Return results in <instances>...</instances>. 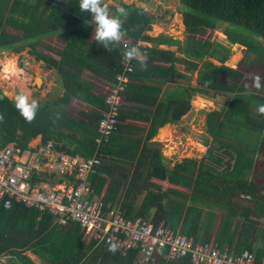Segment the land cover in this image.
<instances>
[{
    "label": "trees",
    "instance_id": "trees-1",
    "mask_svg": "<svg viewBox=\"0 0 264 264\" xmlns=\"http://www.w3.org/2000/svg\"><path fill=\"white\" fill-rule=\"evenodd\" d=\"M180 1L183 25L191 33L200 29L215 30L219 22H228L246 28L254 39L261 37L260 43H251L247 37L230 34L228 27L225 32L230 43L243 46L244 54L252 53L264 69V0ZM118 6L128 11L123 25L127 42H120L108 52L95 40V23L89 13L80 11L79 0H0V49L14 53L27 49L36 61H43L47 69L56 70L63 88L60 95L45 102L38 101L40 108L32 123L19 115L13 99L0 89V96H4L0 100V112L4 115V121L0 122V147L14 141L21 150L30 149V141L40 135L41 143L52 140L54 149L60 152L84 157L96 153L101 161L103 157L114 158L117 165L120 160L128 162L132 167V185L154 176L186 187V191L175 187L162 189L161 185L151 182L135 213L129 203L121 202L119 206L127 219L144 218L154 206L157 208L154 225L162 221L174 231L179 227V233L190 237L196 234V222L203 212L195 203L210 205L213 219L217 201L216 208L222 211V217L217 242L209 243L224 249L225 243L233 242L229 240V233L234 239L239 233L241 240H235V245L240 247L235 253H240L249 247L248 235L264 220V195L249 178L254 171L248 166L254 158L253 153L262 152L264 115L258 113V106L264 104V97L237 82L243 76L239 68L224 64L229 48L206 39H188L183 44L171 36H150L147 33L153 23L150 13L134 4L120 2ZM53 37L63 42L62 48L57 50L58 59L38 50V46L45 45V39ZM133 44L147 49L146 70L140 68L137 60L130 61L131 69L124 67L122 51ZM161 45H176L177 49L173 51ZM177 52L183 56H178ZM155 61L168 63V66L154 64ZM177 63L184 64L186 70L197 71V84H179L166 91L165 84L175 82V77L185 76L176 70ZM124 71L129 80L119 91L123 104L117 111V123L108 141L98 146L97 125L107 106L105 95L88 81V75L98 77L111 88L117 82L116 74ZM223 76L234 81L222 84L220 78ZM211 91L229 94V101L226 108L205 113L206 132L211 137H204L205 154L199 160L184 158L173 166L165 164L161 143L151 141L157 129L165 123H180L181 117L192 107L193 95H209ZM73 98L91 105L92 109L70 114L68 106ZM128 119H142L148 126L133 125L126 122ZM139 130L146 131L144 138L133 137L132 133ZM100 171L102 164L90 177L91 184L97 180L92 188L97 193L104 182ZM107 175L113 185L122 183L118 177ZM32 176L33 185L61 181L54 173L38 172ZM115 190L113 187L111 191ZM237 194L251 197L252 205L246 211L232 203L231 198ZM117 203L113 200L110 204L118 207ZM106 204L104 201V206ZM235 218L239 220L233 225ZM53 221L48 212L15 200L5 208L0 199V256H9L8 261L14 264L15 259L21 264H36L27 252L37 255L42 260L40 264H126L134 256V252L121 256L114 247L94 239L86 245L84 230L78 223L59 226ZM211 231L210 228L209 233ZM187 260L182 258L178 263L187 264ZM260 261V257L255 258L256 264Z\"/></svg>",
    "mask_w": 264,
    "mask_h": 264
},
{
    "label": "built area",
    "instance_id": "built-area-1",
    "mask_svg": "<svg viewBox=\"0 0 264 264\" xmlns=\"http://www.w3.org/2000/svg\"><path fill=\"white\" fill-rule=\"evenodd\" d=\"M140 50L147 53V49ZM124 67L131 69L130 61L124 60ZM115 79L116 84L105 95L107 109L98 121V146L114 131L117 111L123 104L119 91L129 80L125 71ZM53 146L50 141L21 150L11 141L0 147V199L5 208L15 200L50 213L59 226L78 223L91 239L114 247L120 255L134 252V259L126 264H156L159 252H163L164 264L182 258H188L191 264H256L248 249L235 253L209 242H193L192 237L163 222L154 225L143 217L127 219L120 208L104 206L102 198L93 194L90 182L91 174L102 164L101 158L96 153L91 157L54 153ZM38 172L54 173L61 181L33 185L32 175ZM259 264H264V258Z\"/></svg>",
    "mask_w": 264,
    "mask_h": 264
},
{
    "label": "rangeland",
    "instance_id": "rangeland-1",
    "mask_svg": "<svg viewBox=\"0 0 264 264\" xmlns=\"http://www.w3.org/2000/svg\"><path fill=\"white\" fill-rule=\"evenodd\" d=\"M106 2L109 4L112 11L120 2L134 4L136 7L144 8L153 18L151 30L147 32L150 36H171L172 38L181 40L183 44H185L188 39H195L197 41L206 39L212 42H218L229 48V56L224 64L233 68H239L242 71L243 76L242 79L237 82L242 83L247 87L252 84L255 76H259L261 78V87L259 89H252L259 92L264 97V69L262 68L261 61H255V57L252 53L245 55L243 52V46L230 43L225 32L228 27L230 34L238 37H247L249 40H252L251 43H260L262 39L261 37L255 36L254 39V35L246 28L229 24L228 22H219L220 24H218V27L215 30L205 31L200 29L191 33L183 25L181 17L182 5L180 0H106ZM126 42L127 39L125 38L121 41L123 44ZM62 46L63 42L60 39L53 37L45 39V45L38 46V50L58 59L59 56L57 50L61 49ZM207 59L209 58L207 57ZM216 64L220 63L218 62ZM179 67L183 70L182 66ZM194 75L195 73H193L192 76ZM194 78L192 81L193 84ZM88 81L97 88L99 93L103 95L108 93L109 88L100 83L101 81L98 77L94 78L91 75H88ZM220 81L222 84H228L234 80L231 77L223 76L220 78ZM170 86L173 87L172 84H169L164 90H169ZM0 89L11 99L17 92L23 91L29 95L30 98H34L39 102L50 100L55 96L60 95L63 90L60 77L55 69H47L45 63L43 61H36L34 56L29 54L27 49L20 53H14L6 48L0 49ZM211 93L212 96L210 97L204 95L201 96V94H199L200 96L195 95L191 100V109L181 117L180 123L173 126L171 131L162 129L163 133L161 135L162 141H160V148L164 156L165 164L173 166L176 162H180V160L177 159L178 157L176 158L175 149L176 145L179 147L180 145L173 144L175 141L180 142L187 150L199 155L206 150V146L202 144L204 137H209L206 132L205 113L213 109L226 108L229 101V94L225 92L211 91ZM70 103L71 104L68 106L69 113L76 114V112L81 109L80 105L72 101ZM164 139L166 140V143L164 142ZM36 140L37 141H34L32 146L41 143L39 138ZM50 141L52 140H49L46 143ZM29 146H31V144ZM260 147L262 152L253 153L252 156H257L261 153L264 154V140L260 143ZM46 163H48V160H46ZM248 166L254 171L259 170L264 173V162L261 159L256 161L254 158ZM256 177L257 176L253 175V180L257 183L259 182V184L264 187V177L261 179ZM8 260L9 256H0V264H11ZM15 264H21V262L15 259Z\"/></svg>",
    "mask_w": 264,
    "mask_h": 264
},
{
    "label": "crops",
    "instance_id": "crops-1",
    "mask_svg": "<svg viewBox=\"0 0 264 264\" xmlns=\"http://www.w3.org/2000/svg\"><path fill=\"white\" fill-rule=\"evenodd\" d=\"M175 39H177V38H175ZM160 47L165 48V49H169V50H173V51H175L177 49L176 45H161ZM176 54L178 56H183V54L179 53V52H177ZM209 60L213 61L215 64L218 63L216 60H214L212 58H210ZM153 63L157 64V65H162V66H168V63H164V62L155 61ZM179 66H182L183 70H181V68ZM176 70L178 72L183 73L185 76L180 77V78L175 77L176 81L169 83V84H172V86H173V87L170 86L169 90L175 89L179 84L183 85L185 83H188V84L191 83L190 85H192V86L196 84L197 71L186 70L185 65L182 63L176 64ZM193 73H195L194 76H192ZM193 78H194V84L192 83ZM95 83H96V81H95ZM100 83H102L103 85H106V87L109 88L108 84H105L102 81ZM169 84H165L163 86V88H165ZM173 84H175L176 86ZM166 91H168V90H166ZM195 95L200 96L198 93ZM195 95H193V97ZM201 96H202V94H201ZM204 96L210 97V96H212V93L210 92L209 95H204ZM71 101L80 105L81 110L92 109L91 105H89L83 101H80L76 98H73ZM69 104H71V103H69ZM132 105H134V104H132ZM126 122L131 123L133 125H137V126H148V123L142 119H128ZM176 125L177 124L165 123L163 126H161L157 129V132L154 135V137H152L151 141H157V142L162 141L161 140V135L163 133L162 129L163 130L167 129V130L171 131V128H173V126H176ZM125 134H127V133H125ZM132 134H133V137L137 138L138 136H141L144 138L146 131L143 132V131L139 130V132H133ZM136 135H138V136H136ZM127 136H129V135L127 134ZM38 138L41 141V137L39 135L30 141L29 145L31 144V146H28V147L29 148L32 147V145L34 144L33 142L37 141L36 139H38ZM164 142L166 143L165 139H164ZM41 144H43V143H41ZM173 144H179L180 145V147L178 145L175 146L176 158L178 157L177 159H179L180 161H182L184 158H195V159L199 160L206 152V150H205L201 155H199V154H196L192 151L187 150L186 147L183 146L178 141H175V143H173ZM241 146L244 147L243 144ZM206 149H207V147H206ZM54 151L58 152L55 149H54ZM259 155H257V156L254 155L253 157L255 158L256 161L261 159L264 162V154L261 153ZM109 173L118 177L119 180L121 179L122 183H120L118 185L117 184L113 185L111 177L109 175H107ZM253 175L257 176L256 178H258V179H261L262 177H264L263 176L264 173L260 172L259 170H255L254 174L249 176V178H251L252 180H253V178H252ZM99 176L101 178H104V182L102 183V186L99 189L100 192L99 193L93 192V194L95 196L101 197L102 200L107 201L108 204H110L113 200L117 201L118 202L117 205L119 208H120L119 203H121V202L129 203V205L131 206V208L133 210V213H135L139 209V207L142 203V200H143V198L147 192L145 188L147 187V189H149V183H151V182L158 184V185H161L162 189H167L169 187H175V188H178L180 190H185V191L188 190L186 187H183V186L179 187L177 185L170 183L167 179H159V178L154 177V176L150 177L148 181L144 182L143 180H138L136 183H133V185H132L130 183L131 176H132L131 165L128 164V162L124 163L122 160H120L119 165H117L114 158L109 159V157L107 159L103 157L102 171H100ZM90 182H91V179H90ZM96 183H97V180L96 181L94 180V182H92V184H91L92 188L96 186ZM255 183L260 188V192L264 195V187L261 184H259V182L258 183L255 182ZM123 184H124V186H123ZM113 187H116L115 192L111 191ZM231 199H232V203L237 205L238 207L243 208L242 209L243 211H246L245 209L250 208V206L252 205L251 197L249 195L247 197L245 195L237 194V195L233 196ZM187 203H189V202L187 201ZM195 204L201 206L203 208V212H202L200 218L198 219V221L196 222V227H197L196 234H192L190 237H192L193 239H196L197 242H214L215 241V243H216L217 242V238H216L217 231H218L219 223H220V220L222 217V211L220 209L216 208L217 201L215 202V216L213 219L210 216V214H211V211L209 209L210 205L202 204L199 202H196ZM156 209L157 208H155L154 206H151L149 212L144 216V218L150 222H153L156 219V215H157ZM236 220H239V219L235 218L233 221V225H235ZM242 220H244V218ZM53 223H55V221H53ZM255 227H256V229H255L254 233L248 235V237L246 238L247 243L249 244V247H247V249H249L254 254L255 258L260 257V259L262 260L264 258V220L260 221ZM210 228L212 231L209 233ZM177 230H179V227L177 228ZM177 230H175V231H177ZM83 240L85 241V244L88 245L89 242L91 241V238L87 233L84 232V239ZM229 240L230 241L233 240V242L231 244H228V242L225 243L223 245V248L229 250L230 252H236L237 249H239L238 247H240L238 245H235L236 241L239 242L241 240L239 233L235 237V239H234V237L231 238V235L229 233ZM229 248H231V249H229ZM27 255L36 264H40L42 262V260L37 255H35L31 252H27ZM162 255H163V252H159L157 254L156 264H164V259H163ZM134 256L132 257V259L130 261H132L134 259ZM180 260L181 259L174 261L173 263H171V262L170 263L171 264H181V262L178 263ZM188 263H190V262L187 260V264ZM11 264H14V263H11Z\"/></svg>",
    "mask_w": 264,
    "mask_h": 264
},
{
    "label": "clouds",
    "instance_id": "clouds-1",
    "mask_svg": "<svg viewBox=\"0 0 264 264\" xmlns=\"http://www.w3.org/2000/svg\"><path fill=\"white\" fill-rule=\"evenodd\" d=\"M79 8L81 12L89 13L95 23V40L98 44L102 45L108 52L120 44L126 35L123 25L127 20L128 11L125 7L118 6L113 12L106 0H79ZM122 55L126 61L137 60L142 70L147 69L148 56L140 50L139 46L130 45L123 49ZM260 79L259 76L253 78L252 84L249 86L250 90L261 87ZM3 99L4 96H0V100ZM12 99L19 115L27 123H32L39 111V102L30 98L23 91L17 92ZM258 113L264 115V104L258 106ZM3 121L4 115L0 112V122Z\"/></svg>",
    "mask_w": 264,
    "mask_h": 264
},
{
    "label": "water",
    "instance_id": "water-1",
    "mask_svg": "<svg viewBox=\"0 0 264 264\" xmlns=\"http://www.w3.org/2000/svg\"><path fill=\"white\" fill-rule=\"evenodd\" d=\"M3 94H5V92H3Z\"/></svg>",
    "mask_w": 264,
    "mask_h": 264
}]
</instances>
